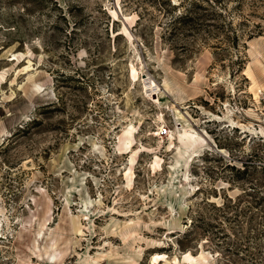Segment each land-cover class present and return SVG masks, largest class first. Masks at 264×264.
<instances>
[{
	"label": "rangeland",
	"instance_id": "1",
	"mask_svg": "<svg viewBox=\"0 0 264 264\" xmlns=\"http://www.w3.org/2000/svg\"><path fill=\"white\" fill-rule=\"evenodd\" d=\"M0 264H264V0H0Z\"/></svg>",
	"mask_w": 264,
	"mask_h": 264
},
{
	"label": "bare ground",
	"instance_id": "2",
	"mask_svg": "<svg viewBox=\"0 0 264 264\" xmlns=\"http://www.w3.org/2000/svg\"><path fill=\"white\" fill-rule=\"evenodd\" d=\"M144 84H145V89H147V92H149V93H151L150 95H154L155 94V92H156V89L155 88H157V86H156V84L153 82V81H151L150 79H146V80H144ZM158 89V88H157ZM158 93V92H157ZM155 98V97H154ZM175 119L178 121V120H180V121H184L183 120V117H182V115L176 110L175 111ZM197 139V137H194V136H190V137H187V139L184 141L185 142V144H187L188 143V146L189 145H191L190 143L193 141V139ZM193 144V143H192ZM77 173V172H76ZM177 182V181H176ZM72 184V183H71ZM85 186V185H84ZM162 189H164V188H162ZM67 193V192H66ZM73 193V192H72ZM82 193V192H81ZM69 195V194H68ZM174 199V198H173ZM85 201V200H84ZM82 206V205H81ZM76 218V217H75ZM79 221V220H78ZM115 221V220H114ZM113 221V222H114ZM76 227V226H75ZM80 231V230H79ZM186 256H188V255H186ZM156 257L158 258L159 256H157L156 255ZM156 258V259H157ZM161 260H162V258L161 257H159ZM191 258V257H190ZM52 259H54V256L52 257Z\"/></svg>",
	"mask_w": 264,
	"mask_h": 264
},
{
	"label": "trees",
	"instance_id": "3",
	"mask_svg": "<svg viewBox=\"0 0 264 264\" xmlns=\"http://www.w3.org/2000/svg\"><path fill=\"white\" fill-rule=\"evenodd\" d=\"M167 3H169V2L167 1ZM169 5H170V3H169ZM173 9L175 10V9H176V7H173ZM188 20H190V19H188Z\"/></svg>",
	"mask_w": 264,
	"mask_h": 264
}]
</instances>
